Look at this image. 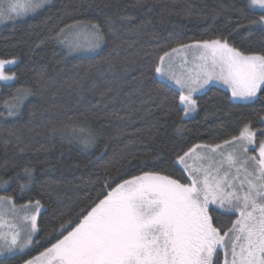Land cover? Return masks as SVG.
Masks as SVG:
<instances>
[{
    "label": "trees",
    "instance_id": "obj_1",
    "mask_svg": "<svg viewBox=\"0 0 264 264\" xmlns=\"http://www.w3.org/2000/svg\"><path fill=\"white\" fill-rule=\"evenodd\" d=\"M261 16L245 0H51L1 27L0 60L17 62L8 69L15 80L0 86V193L18 204L39 200L42 210L31 246L0 264H24L49 248L71 230L62 223L75 226L82 209L86 215L122 181L155 172L188 183L176 159L193 145L229 140L245 124L262 129L264 92L239 103L213 85L195 96L196 113L186 118L179 92L155 75L161 55L196 41L226 39L245 54L264 55V27L251 24ZM76 22L118 30L112 47L105 42L100 53L69 56L52 37ZM110 51L114 71L89 70ZM19 89L34 95L17 103ZM81 128L93 133V143L73 134ZM210 215L221 234L235 221L214 209Z\"/></svg>",
    "mask_w": 264,
    "mask_h": 264
},
{
    "label": "snow or ice",
    "instance_id": "obj_2",
    "mask_svg": "<svg viewBox=\"0 0 264 264\" xmlns=\"http://www.w3.org/2000/svg\"><path fill=\"white\" fill-rule=\"evenodd\" d=\"M47 2L0 0V22L35 12ZM248 4L264 11V0H248ZM251 24L264 25V16ZM108 31L115 36V29ZM52 39L78 50L100 48L107 38L98 24L76 22L61 28ZM189 54L192 67L188 66ZM12 63L0 60V80L14 78L5 74L6 65ZM93 69L101 75L114 71L112 52L89 65V70ZM155 72L179 86L185 114L197 106L192 93L212 80L227 85L233 98L249 100L264 92V55L245 54L226 39L180 44L159 57ZM111 93L108 89L107 94ZM29 95H34L30 89H19L17 103ZM113 115L121 121L131 118ZM73 134L83 136L85 145L95 139L84 128L78 132L73 129ZM256 135L257 130L245 124L238 136L222 144L193 145L178 157L190 183L155 172L122 181L94 206L89 205L86 215L82 209L74 227L71 219L62 223L61 229L67 231V225L71 231L61 233V239L25 264H215L214 257L220 250L224 251V264H264V140L259 144L258 158L248 154L249 146L255 148ZM22 171L31 179L32 169L25 167ZM210 205L239 213L223 234L213 226ZM41 207L39 200L20 206L25 223L22 228L12 225L8 232L0 231V256L15 255L33 243L32 233L38 229L36 213ZM6 208L9 213L17 212L12 197L0 196V227Z\"/></svg>",
    "mask_w": 264,
    "mask_h": 264
},
{
    "label": "rangeland",
    "instance_id": "obj_3",
    "mask_svg": "<svg viewBox=\"0 0 264 264\" xmlns=\"http://www.w3.org/2000/svg\"><path fill=\"white\" fill-rule=\"evenodd\" d=\"M50 1L51 0H48V2L43 6V7H45V6H47L49 3H50ZM246 1V4H247V7L249 8V9H252V10H254V11H259V12H262V13H264V11H262V10H260L259 8H255V7H252V6H249V4H248V0H245ZM4 2L5 3H7L8 2V0H4ZM42 7V8H43ZM42 8H40V9H42ZM40 9H37L35 12H31V13H28V14H26V15H23V16H21V17H15V18H13L12 20H5V21H3V22H0V28L1 27H3V26H5V25H8V24H13L14 22H17V21H21V20H23V19H25V18H27V17H29V16H31V15H33L34 13H36L38 10H40ZM261 25V24H260ZM107 27V26H106ZM106 27H104L103 29H102V31L103 32H105L106 34H107V36L106 37H108V40H106V42L108 43V45H109V47L111 48L112 46H111V44L110 43H112L111 41H113L112 39L114 38V37H116V36H113L111 33H109V31L108 30H106V31H104V29L106 28ZM261 27H264V25H261ZM107 29H109L108 27H107ZM118 33V30L115 32V35ZM105 44V43H104ZM104 44H102L101 45V47L100 48H95V49H89V48H82V49H78V50H70L65 44H61L60 43V45L62 46V48L67 52V54L69 55V56H80V57H87V56H91V55H94V54H97V53H100L101 52V50L103 49V46H104ZM167 52H170V51H167ZM188 60H189V67H192L193 65H192V60H193V57H192V55L191 54H189L188 55ZM14 61V63H12V64H8V65H6V67H5V74L6 75H12V76H14V74L13 73H11V72H9L8 71V69L9 68H11V67H13L15 64H16V60H13ZM159 63V62H158ZM177 63H179V61H177ZM88 64V63H87ZM155 75L159 78V79H161V81L162 82H164V83H167L168 85H170L172 88H174L176 91H178L179 92V97H180V90H179V86L178 85H176L173 81H169V80H167V78H162L158 73H156L155 72ZM66 76H70V75H68V74H66ZM82 76H84L85 78H86V76H88V74L86 73V70H85V72H82ZM91 77V76H90ZM15 80V76H14V78L13 79H11V80H0V86L2 85V84H8V83H11V82H13ZM218 86V87H221L222 89H224L225 91H227L228 93H229V95H230V98H231V100L233 101V102H239V103H245V102H251V101H253V100H255L257 97H255V98H251V99H249V100H242V99H240V98H233L232 97V93H231V90L228 88V86L227 85H225L222 81H219V80H212V81H209V83L208 84H206V85H204V87L203 88H199L196 92H193L192 93V98L194 99L195 98V96H197V95H200V94H202L208 87H210V86ZM61 86V85H60ZM68 86H66L65 88H67ZM186 91V90H185ZM258 96V95H257ZM195 100V99H194ZM179 105H180V107H182V109H183V112H184V107H183V105H182V103H181V101H180V99H179ZM195 113H196V108L193 110V111H191V112H189V113H187V114H185V112H184V117H186V118H190V117H192L193 115H195ZM261 124H262V129H264V116L261 118ZM260 135V131H258L257 130V135H256V138H255V148H253L252 146H249V152H248V154L249 155H254V156H257V158H258V148H259V144H260V142L262 141V140H264V138H262V139H258V136ZM230 140V139H229ZM223 142H221V143H217V144H222ZM197 145H199V144H197ZM212 145H215V144H212ZM217 159H219V157H217ZM189 163H191V161H189ZM176 164L178 165V166H180L181 168H182V170H183V165H181V164H179L178 163V159H176ZM249 170L251 171V167H249ZM184 171V170H183ZM184 173H185V175H186V177H188V174L184 171ZM232 175L233 176H235L236 175V172H235V169H233L232 170ZM188 179V178H187ZM240 179H243V173H241V175H240ZM188 183H190V180L188 179ZM235 184H236V186H237V188L239 187V180H237V181H235ZM244 188H245V190L247 189V185H245L244 186ZM1 190V189H0ZM0 196H5V197H9V196H6V195H4V194H2V193H0ZM13 201H14V199H13ZM14 203H15V206H16V209H17V212L16 213H9L8 212V210H7V208L5 209V216H4V223H3V226L2 227H0V231H4V232H8L9 230H10V226H12V225H15L16 227H18V228H22L23 227V225H24V221H23V217H24V215H25V212L23 211V210H20V206L21 205H28L29 204V202H27V203H24V204H18V203H16L15 201H14ZM34 203V202H33ZM8 207H10V206H8ZM210 208L211 209H214V210H217V211H219V212H222V213H225V214H233L234 216H235V220L238 218V216H239V213L238 212H235L234 210L233 211H229V210H226V209H221V208H219L217 205H210ZM41 210H42V207H41ZM40 210V211H41ZM40 213V212H39ZM39 213H36V215H37V220H38V217H39ZM79 223V222H78ZM28 227L30 228V223L28 224ZM74 227V226H73ZM71 231V230H70ZM35 234H36V232H34V233H32V238L34 239V236H35ZM34 241V240H33ZM31 246V244L30 245H28L27 247H25L24 248V250L22 251V252H17V254H20V253H23L25 250H27L29 247ZM43 252V251H42ZM17 254H15V255H17ZM39 254H37L36 256H38ZM11 256H14V255H11V254H8L7 256H0V258H5V257H11ZM35 256V257H36ZM229 259L231 258L230 257V253H229V257H228ZM214 260H215V262H217L218 264H224V260H225V255H224V251L223 250H220V251H218L217 252V254L215 255V257H214ZM25 264V263H24Z\"/></svg>",
    "mask_w": 264,
    "mask_h": 264
}]
</instances>
